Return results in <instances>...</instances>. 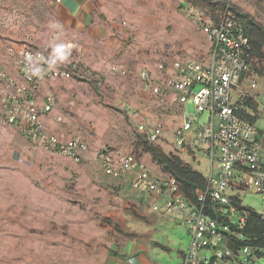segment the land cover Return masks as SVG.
I'll use <instances>...</instances> for the list:
<instances>
[{"label":"rangeland","instance_id":"1","mask_svg":"<svg viewBox=\"0 0 264 264\" xmlns=\"http://www.w3.org/2000/svg\"><path fill=\"white\" fill-rule=\"evenodd\" d=\"M93 1L100 20L118 29L110 36L113 45L107 39L91 44L76 31H63L50 0H0V71L8 78L16 75L6 54L10 44L26 41L44 50L48 59L54 38L72 43L68 60L55 66L71 69L70 78L39 87V103L48 93L57 103L41 122L49 133L64 132L88 143L86 159L79 164L35 146L20 127L7 122L0 83V264H111L114 256H122L120 248L135 242L145 243L142 256L151 264H181L187 226L152 212L149 195L126 181L104 176L96 153L134 152L161 171L137 130L146 124L158 136L153 145L207 177L210 157L197 148L189 154L177 147L174 131L184 115L204 123L209 113H197L191 98L180 107L161 103L144 89L140 73L147 72L155 86L171 74L160 73V64L206 62L209 42L181 9L190 0ZM233 6L264 27L263 0H233ZM255 61L240 87L264 106V61ZM199 89L195 86L194 92ZM57 115L62 117L59 124ZM258 127H264L262 121ZM240 198L264 217V195L244 191ZM129 263L136 264V258Z\"/></svg>","mask_w":264,"mask_h":264},{"label":"built area","instance_id":"2","mask_svg":"<svg viewBox=\"0 0 264 264\" xmlns=\"http://www.w3.org/2000/svg\"><path fill=\"white\" fill-rule=\"evenodd\" d=\"M203 1L206 5L182 2L181 9L207 37V61L174 60L169 67L160 64V73L168 70L171 74L155 86L147 72L140 73L144 89L157 95L161 103L170 101L180 107L191 98L197 113H209L204 123L183 114L182 126L174 131L177 147L189 154L197 148L210 157L211 168L203 185L186 192L173 174L154 169L134 152L114 155L104 149L96 153V160L104 176L126 181L133 190L149 195L152 212L187 226L189 238L181 264H263L264 246L257 241L264 242V229L258 235L252 231L250 208L240 198L244 191L264 195V127H258L260 121L264 124V106L240 87L257 59L233 0ZM6 54L14 62L17 75L16 79L8 78L0 71L7 122L20 127L35 146L76 164L84 162L88 154L84 139L64 132L49 133L41 122L57 103L51 93L39 103L40 84L67 80L71 69L49 68L45 51L32 48L26 41L10 44ZM38 55L42 59L36 61ZM28 57L42 68V76L26 71ZM195 86L200 87L196 92ZM55 122L61 123L62 117L55 116ZM137 130L148 144L158 138L154 128L146 124H139Z\"/></svg>","mask_w":264,"mask_h":264},{"label":"crops","instance_id":"3","mask_svg":"<svg viewBox=\"0 0 264 264\" xmlns=\"http://www.w3.org/2000/svg\"><path fill=\"white\" fill-rule=\"evenodd\" d=\"M50 1L54 6L56 19L63 28V31L68 33L76 31L82 36L84 41L90 42L91 44L101 45L103 40L107 39L108 45H113V38L110 36L113 33H117L118 29L100 20L98 5L97 3L94 4L93 0ZM68 45H72V43H68ZM16 78L17 75H13V79ZM39 93L40 88L38 89ZM127 246L120 248L119 253L122 256H114L110 261L111 264H130L129 258L132 257L136 258V264H151L142 256L143 249L146 246L145 243L135 242Z\"/></svg>","mask_w":264,"mask_h":264},{"label":"trees","instance_id":"4","mask_svg":"<svg viewBox=\"0 0 264 264\" xmlns=\"http://www.w3.org/2000/svg\"><path fill=\"white\" fill-rule=\"evenodd\" d=\"M192 1L201 6L206 5L203 0ZM240 16L244 19L245 31L252 44L254 58L258 61H264V27L248 15L240 14ZM144 146V150L151 155L152 161L160 165L164 171L173 174L184 191H191L203 185L204 176L184 163L178 155L166 154L159 147L148 144L146 141H144ZM249 223L252 225V231L257 235L264 229V220L251 208L249 210ZM257 243L264 246V242L261 240H258Z\"/></svg>","mask_w":264,"mask_h":264},{"label":"clouds","instance_id":"5","mask_svg":"<svg viewBox=\"0 0 264 264\" xmlns=\"http://www.w3.org/2000/svg\"><path fill=\"white\" fill-rule=\"evenodd\" d=\"M234 10L236 9L234 8ZM240 14L241 13L239 12V15ZM241 19L244 22V19L242 17ZM52 27L55 28L56 25H53ZM49 47L51 48L50 55L47 59V64L49 68L55 67L58 64H62L66 62L71 54V46L68 44L62 43V42L58 43L56 42L55 38L50 43ZM40 59H42V57L39 55L35 58L36 61H39ZM28 60H29V65L26 71L30 72L32 76H42L43 74L42 68L39 66H36L32 57H28ZM183 251L184 250H181V254ZM180 259H181V256H180Z\"/></svg>","mask_w":264,"mask_h":264}]
</instances>
